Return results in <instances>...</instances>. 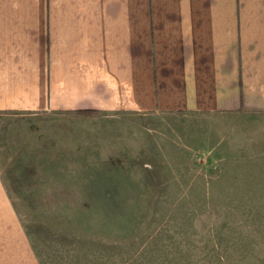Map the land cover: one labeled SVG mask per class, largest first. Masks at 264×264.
<instances>
[{
  "label": "rangeland",
  "instance_id": "374dc122",
  "mask_svg": "<svg viewBox=\"0 0 264 264\" xmlns=\"http://www.w3.org/2000/svg\"><path fill=\"white\" fill-rule=\"evenodd\" d=\"M1 210L37 264H264V113L0 114Z\"/></svg>",
  "mask_w": 264,
  "mask_h": 264
},
{
  "label": "crops",
  "instance_id": "0c3cea01",
  "mask_svg": "<svg viewBox=\"0 0 264 264\" xmlns=\"http://www.w3.org/2000/svg\"><path fill=\"white\" fill-rule=\"evenodd\" d=\"M36 111L262 114L264 0H0V114ZM7 225L0 264H37Z\"/></svg>",
  "mask_w": 264,
  "mask_h": 264
}]
</instances>
